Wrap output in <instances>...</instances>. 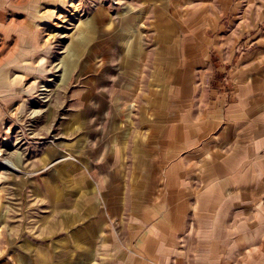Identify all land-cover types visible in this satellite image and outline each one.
Wrapping results in <instances>:
<instances>
[{"label":"crops","instance_id":"obj_1","mask_svg":"<svg viewBox=\"0 0 264 264\" xmlns=\"http://www.w3.org/2000/svg\"><path fill=\"white\" fill-rule=\"evenodd\" d=\"M138 2L121 66L75 70L57 141L15 156L0 264H264V0ZM40 4L65 1L0 0V122L23 102L4 24Z\"/></svg>","mask_w":264,"mask_h":264},{"label":"rangeland","instance_id":"obj_2","mask_svg":"<svg viewBox=\"0 0 264 264\" xmlns=\"http://www.w3.org/2000/svg\"><path fill=\"white\" fill-rule=\"evenodd\" d=\"M62 1L65 5L40 4L41 11L49 12L45 23L4 24L13 26V70L21 74L16 76L13 71V80H20L18 89L23 102L16 106H13V98L10 103L1 102L4 105L0 122V206L3 213L0 229H10V221L15 224L16 210L22 199L20 194L14 193L11 184L15 156L25 160L32 144L37 146L36 141H57L66 111L64 107L58 108V104L69 101L73 72L90 69L91 64L105 67V54L111 52L114 54L113 67H120L122 52L129 51L128 45L123 43L128 42L129 34L122 32V21L139 15V0ZM19 20L20 16L16 18ZM1 37L0 34V42ZM112 39L118 43L107 46V40ZM26 50L32 53L28 59L19 56ZM26 68H43L49 73L39 79L26 76L23 71ZM32 84L36 90L29 97L24 92ZM11 211L16 215L13 220L6 217Z\"/></svg>","mask_w":264,"mask_h":264}]
</instances>
